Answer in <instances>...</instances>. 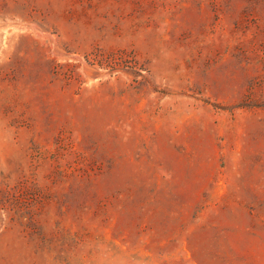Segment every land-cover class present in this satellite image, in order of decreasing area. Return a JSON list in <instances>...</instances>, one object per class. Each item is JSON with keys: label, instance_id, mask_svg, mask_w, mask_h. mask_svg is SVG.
<instances>
[{"label": "rangeland", "instance_id": "374dc122", "mask_svg": "<svg viewBox=\"0 0 264 264\" xmlns=\"http://www.w3.org/2000/svg\"><path fill=\"white\" fill-rule=\"evenodd\" d=\"M0 264H264V0H0Z\"/></svg>", "mask_w": 264, "mask_h": 264}]
</instances>
